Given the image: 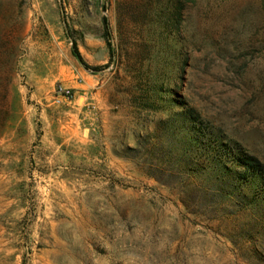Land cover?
Listing matches in <instances>:
<instances>
[{
    "label": "rangeland",
    "instance_id": "rangeland-1",
    "mask_svg": "<svg viewBox=\"0 0 264 264\" xmlns=\"http://www.w3.org/2000/svg\"><path fill=\"white\" fill-rule=\"evenodd\" d=\"M261 180L264 0H0V264H264Z\"/></svg>",
    "mask_w": 264,
    "mask_h": 264
},
{
    "label": "trees",
    "instance_id": "trees-1",
    "mask_svg": "<svg viewBox=\"0 0 264 264\" xmlns=\"http://www.w3.org/2000/svg\"><path fill=\"white\" fill-rule=\"evenodd\" d=\"M102 32H103V37H104L105 44H106V47H107V50L109 53V57H111L112 51H111V46H110L109 40H108L110 32H109L108 21L106 18H102ZM71 55L85 71H88L91 73H97V72H100L101 69H103V68H99V67L91 68V67L87 66L85 64V62L83 61L81 55L79 54L78 49H77V45L75 42H72V45H71ZM237 166L239 168H245V171H247V172L248 171L259 172L260 170L263 169L262 166L260 165V163L256 159L249 157L247 155H244V154L240 158V162ZM261 183H262L261 185L264 186V181L262 182V180H261Z\"/></svg>",
    "mask_w": 264,
    "mask_h": 264
}]
</instances>
